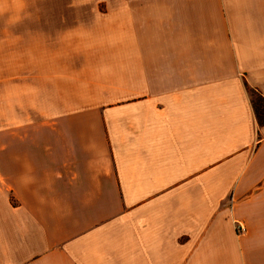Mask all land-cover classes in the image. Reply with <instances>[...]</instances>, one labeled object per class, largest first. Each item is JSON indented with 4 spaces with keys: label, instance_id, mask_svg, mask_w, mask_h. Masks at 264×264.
Segmentation results:
<instances>
[{
    "label": "crops",
    "instance_id": "crops-1",
    "mask_svg": "<svg viewBox=\"0 0 264 264\" xmlns=\"http://www.w3.org/2000/svg\"><path fill=\"white\" fill-rule=\"evenodd\" d=\"M264 0H0V264H264Z\"/></svg>",
    "mask_w": 264,
    "mask_h": 264
},
{
    "label": "trees",
    "instance_id": "trees-1",
    "mask_svg": "<svg viewBox=\"0 0 264 264\" xmlns=\"http://www.w3.org/2000/svg\"><path fill=\"white\" fill-rule=\"evenodd\" d=\"M251 93H256L255 90L249 89ZM257 97L259 98L258 100H260V103H256L255 100H253V105L255 108V112L257 114V118L259 120L260 123L264 122V104H262L264 102V96L257 94Z\"/></svg>",
    "mask_w": 264,
    "mask_h": 264
},
{
    "label": "rangeland",
    "instance_id": "rangeland-1",
    "mask_svg": "<svg viewBox=\"0 0 264 264\" xmlns=\"http://www.w3.org/2000/svg\"><path fill=\"white\" fill-rule=\"evenodd\" d=\"M251 96H253V100H255L257 104L260 103V100H258L259 98L257 97V94L251 93ZM262 104H264V102Z\"/></svg>",
    "mask_w": 264,
    "mask_h": 264
}]
</instances>
